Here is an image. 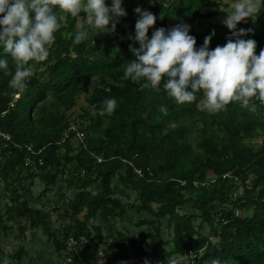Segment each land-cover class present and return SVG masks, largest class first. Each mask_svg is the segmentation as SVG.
<instances>
[{
	"label": "trees",
	"instance_id": "1",
	"mask_svg": "<svg viewBox=\"0 0 264 264\" xmlns=\"http://www.w3.org/2000/svg\"><path fill=\"white\" fill-rule=\"evenodd\" d=\"M151 4L156 27H166L170 18L186 22L197 46L213 30L211 48L234 31L222 22L229 10L225 2ZM55 7L61 26L26 87L17 90L9 84L11 72L0 70V130L10 135L9 141L0 139V181L12 195L4 219L0 213L4 231L10 228L7 223L22 221L20 238L27 228L50 234L44 204L31 206L27 195L39 183L33 197L39 201L60 176L72 193L68 200L65 194L57 198L67 203L53 209L62 224L59 236L52 238L66 264H106L113 248L137 250L146 240L163 264L174 253L194 256V264H210L213 258L222 264H264V103L254 98L249 106L232 102L210 112L202 106V92L177 103L162 87L123 80L124 65L134 58L130 45L139 46L130 33L89 30L74 42L82 26L90 28L85 14L74 17ZM218 16L221 22L194 29ZM240 27L252 29L245 38L257 41L259 53L264 11L237 22ZM0 54L14 71L11 55ZM80 93L86 104L71 116L67 111ZM107 97L117 98L111 113L103 103ZM161 105L167 110L161 111ZM254 138H263L257 147L250 143ZM134 209L148 215L137 225L149 226L136 237L117 225ZM162 222L172 230V250L162 238ZM71 236L76 254L65 249ZM141 258L136 252L133 263L145 264Z\"/></svg>",
	"mask_w": 264,
	"mask_h": 264
},
{
	"label": "clouds",
	"instance_id": "2",
	"mask_svg": "<svg viewBox=\"0 0 264 264\" xmlns=\"http://www.w3.org/2000/svg\"><path fill=\"white\" fill-rule=\"evenodd\" d=\"M225 3L229 10L222 22L234 31L224 44L214 48L209 47L214 30L197 46L190 24L180 22L167 28L156 27V14L136 6L134 12L138 17L129 39L139 46L130 45L134 58L127 60L121 79L142 82L141 86L162 87L177 103L190 102L202 92V106L210 112L232 102L249 106L254 98L264 103V47L257 53V41L251 36L245 38L252 29H237V22L255 17L264 9V0H225ZM122 4L123 0H111L110 4L106 0H0V51L9 53L15 61L12 71L8 58L0 54V70L11 72L9 84L17 90L26 87L37 63L48 57L49 45L61 26L55 6L74 17L81 12L85 14L90 28L82 26L75 33L74 42H80L88 36L89 30L95 34L114 31L118 18L127 15ZM152 25L154 29L149 36ZM103 103L105 110L111 113L117 98L107 97ZM251 107L254 108V104ZM166 110L161 105V111ZM146 247L150 249L151 258L161 264L149 240L135 250L141 253L142 261ZM193 258L174 253L166 264H188L189 260L194 264ZM143 262L150 264L148 260ZM0 264H8L7 258L0 260ZM210 264H222V261L213 258Z\"/></svg>",
	"mask_w": 264,
	"mask_h": 264
},
{
	"label": "crops",
	"instance_id": "3",
	"mask_svg": "<svg viewBox=\"0 0 264 264\" xmlns=\"http://www.w3.org/2000/svg\"><path fill=\"white\" fill-rule=\"evenodd\" d=\"M128 1L130 0H127V2ZM131 1H132V7H136L133 5L137 3L136 2L137 0H131ZM143 1L144 0H141L140 2H143ZM149 2H150L149 5H144L141 7L144 9L147 8L149 10L150 6L152 5L151 4L152 0H150ZM129 23L132 26H134V20L129 21ZM116 26L118 27L117 24ZM116 30L118 29L116 28ZM152 30H153L152 28L151 30H149V36L151 35ZM59 181L61 183L62 178ZM59 188H61L60 185H59ZM64 188L65 189L63 190L62 194H64V191L67 190V192L65 193V198L67 200V198L71 197L72 192L70 189H67V187H64ZM48 193H50V191ZM34 195L36 194L32 192L31 197H34ZM50 196L55 197L56 195L51 192ZM4 198L7 199L6 206H4V203H3ZM10 198L11 197H9L7 193L0 194V213L3 215V219L5 218L4 211L10 205ZM56 200L58 201L57 198ZM40 204L41 205L37 206L34 203L33 204L30 203L31 206L36 207V208H39L42 206V204H44L43 210L46 213L48 209H51L52 211L54 209V208L48 207L44 201ZM57 207L60 208L62 206L60 207L56 206L55 208ZM145 219H148V215L145 212H142V216H139V214L135 212V210H131V212L126 214L125 224L122 227H120V229L127 230L128 232L129 231L128 226L131 225L133 228V231L132 232L129 231V233H131L132 235H134L135 233L148 232L149 226L137 225L138 222L143 221ZM50 222H53V226H51ZM162 224H163L162 225L163 227L161 230L162 238L165 242H167V248L169 250H172L173 249L172 230L166 227L165 225L166 222H162ZM23 225L24 223L22 221L18 222L17 224L7 223V226H10L9 229L7 228V231H4V228L0 226V232L3 233L4 235L3 237L7 236V247L2 248L3 250L0 248V260L7 258L8 262L10 261L9 264H66L68 262V259L66 257H61V255L56 252L55 242L52 238V236H55V237L59 236L58 235L59 230L61 229V224L59 223V221H57L56 223L53 221V217L49 218L50 234L42 231L41 229H30V228H27L26 226L27 229L23 232V236L20 238L18 229L22 227ZM11 231H17L18 234L12 236L10 234ZM3 237H0V238H3ZM2 241H4V239ZM11 241L17 242V244L22 243V247H25V250L27 251L22 249L23 252H21L20 256L17 257L18 253L20 252V249L14 251V249L12 248L13 243ZM0 245H2L1 239H0ZM45 247H46V251H44ZM112 251H114V253H110V251L108 252L109 255H108V259L106 260V264H123V263L129 264V263H132L135 259V255H136L135 249L129 248L127 250L121 251L120 248L116 247V248H113ZM118 252L120 253L118 254ZM115 253L117 255H115ZM101 259H102V256H99L98 261H100ZM22 260H23V263H22Z\"/></svg>",
	"mask_w": 264,
	"mask_h": 264
},
{
	"label": "rangeland",
	"instance_id": "4",
	"mask_svg": "<svg viewBox=\"0 0 264 264\" xmlns=\"http://www.w3.org/2000/svg\"><path fill=\"white\" fill-rule=\"evenodd\" d=\"M140 1L141 0H137L136 1L137 3L135 2L136 4L133 5V6H138V5L139 6H144V5H149L150 4V2H149L150 0H144L143 2H140ZM215 1L217 3H219L220 6L225 2V0H215ZM106 2L110 4L111 3V0H106ZM122 7H124L126 9L127 15H124V16H121V17L118 18V21L116 23L118 25V27L116 26L115 28H117L118 31H122V30L126 31L127 30V33L132 34L134 32V26H132L129 23V21L134 20V25H135V21L137 19L138 14L134 12V8L135 7H132V1L131 0L128 1V2H127V0H123ZM145 9H147V8H145ZM262 11H264V9L260 10L256 15H258ZM224 13L227 15V12H224ZM214 21L221 22L222 21V17L218 16L215 19H212L210 21L204 22V23L199 24V25H195L194 26V29L197 31V30H199V28H209ZM80 23H81V19H78L76 21V27L77 28L80 26ZM177 23H180V22L179 21H175L174 18H170V20H169V22H168V24H167L166 27H171V26H173V25H175ZM156 25H158V24H156ZM151 28L154 29L153 25L149 28V30H151ZM15 97H17V96H15ZM85 104L86 103H85V101L83 99V94L80 93V95L76 99V104L74 106L70 107V109L67 111V113L70 114L71 116H77L79 114L80 106H85ZM262 140H263V138H254V139H251L250 140V143L253 146L257 147V146L260 145V143L262 142ZM208 174H209V176H211L210 173H208ZM61 178H62V182L60 183L59 180ZM65 178L66 177H60L59 176L57 178V181H56L55 185L52 186V188L49 190L50 193H47L46 195L42 196L39 201H34V198L33 197L27 195L28 196L29 203H31V204L34 203V204H36L38 206V205H41L40 203H42L44 201L45 204L48 207H50V208H55L56 206H59V207L62 206L60 208L66 207L67 201H65V199H63L61 201H57L56 200V198H58L63 193V190L65 189L64 187H67V189H71L72 188V187L71 188H68V186L65 185ZM207 181H210L211 182V180H209V179H207ZM59 185H60L61 188H59ZM3 186H4V182L0 181V194H2V193L6 194L7 193V192H5L3 190ZM39 188H40L39 183L34 182L33 183V186L31 187V192L36 193L39 190ZM94 188L96 189V186H94ZM51 192L54 193L56 196L55 197H51L50 196L51 195ZM66 192H67V190L64 191V194ZM7 194H8L9 197H12V195L10 193H7ZM34 197H36V195H34ZM5 199L6 198H4V200H3L4 206H6V204H7V199L6 200ZM67 200H68V198H67ZM186 211H188V210H185L184 212H186ZM135 212H136V210H135ZM47 214H48V217L49 218L53 217V221L57 223V221H58V214H59L58 211L54 212L51 209H48ZM138 214H139V216H142V212H139ZM79 218L82 219V216L80 215ZM59 223L62 224V222H59ZM50 224H51V226H53V222H50ZM124 224H125V221H121V220L117 223V225L119 226V228L122 227ZM128 228H129V231H131V232L133 231V228H132L131 225L128 226ZM206 231H207V229H206ZM10 234L12 236H14V235H17L18 232L17 231H11ZM137 235H138V233H135L134 234L135 237ZM3 236H4L3 233L0 232V237H3ZM5 237L0 238L1 239V242H2V245H0V248L1 249L7 247V236H5ZM3 239H4V241H2ZM11 242L13 243L12 248L14 249V251L15 250H19V249H24L25 250V247H22V243H18L17 244V242H14V241H11ZM77 248H78V246H77ZM25 251H27V250H25ZM44 251H46V247H45ZM9 263H10V261L8 262V264ZM22 263H23V260H22Z\"/></svg>",
	"mask_w": 264,
	"mask_h": 264
},
{
	"label": "built area",
	"instance_id": "5",
	"mask_svg": "<svg viewBox=\"0 0 264 264\" xmlns=\"http://www.w3.org/2000/svg\"><path fill=\"white\" fill-rule=\"evenodd\" d=\"M80 137H81V135H80ZM0 139H3V141L6 142V141H9L10 136L8 133L2 132L0 130ZM136 172L140 173L139 170H137ZM65 249L68 252H71L73 254L77 253L78 248H77L76 239L74 237L71 236L68 238V240L66 241V244H65ZM144 252H145V255H144L143 261L148 260L150 262V264H152V263L160 264V261H157V260L151 258V252H150V249L148 247L144 248ZM161 264H162V262H161Z\"/></svg>",
	"mask_w": 264,
	"mask_h": 264
},
{
	"label": "bare ground",
	"instance_id": "6",
	"mask_svg": "<svg viewBox=\"0 0 264 264\" xmlns=\"http://www.w3.org/2000/svg\"><path fill=\"white\" fill-rule=\"evenodd\" d=\"M81 133L79 134V137H80Z\"/></svg>",
	"mask_w": 264,
	"mask_h": 264
}]
</instances>
